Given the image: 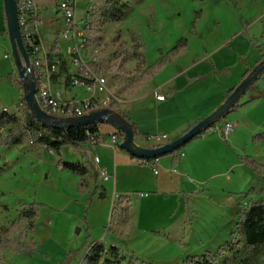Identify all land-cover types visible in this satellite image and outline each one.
<instances>
[{
    "label": "rangeland",
    "instance_id": "374dc122",
    "mask_svg": "<svg viewBox=\"0 0 264 264\" xmlns=\"http://www.w3.org/2000/svg\"><path fill=\"white\" fill-rule=\"evenodd\" d=\"M124 2L129 5V10L123 20L103 26L98 34L100 40L93 42L94 48L99 50V75L106 79L108 87L117 97L111 100V108L115 113L122 109L118 99H123L129 92L124 90L125 84L114 79L111 57L116 51H130L131 33H136L144 41L148 64L154 63L161 56L160 51L167 52L181 38H187L189 43V49L182 56L156 75L148 85L133 93H174L176 89L172 81L181 75L187 76L190 70L197 69L204 61L212 62L214 54L222 48L228 50L230 55L224 58L225 67H229L222 73L227 72L225 80L233 79L241 68H245L244 72L248 71L238 79L234 88L248 79L253 68L264 61V0ZM99 20L98 16L94 29ZM60 26L59 21L52 25L45 22L41 27L45 43L49 44L52 32ZM193 28L195 35L192 34ZM116 32L120 33L121 39L117 45L109 47L108 42ZM237 47L244 50L241 52L244 55H237L233 59L231 55L238 51ZM135 65L131 59L125 69L132 73ZM68 70L72 75L76 72L73 66H68ZM199 73L203 75L206 71L200 70ZM66 79L64 72L57 78L64 91L67 90ZM169 79H172L170 83H165ZM194 83L180 93H189L191 89V93L205 94L198 99L199 104L195 108V115H198L209 110L218 93H223L224 83L219 75L212 73L195 78ZM65 93L82 96L85 91L77 86ZM23 97L24 84L11 55L4 2L0 0V111L16 114L23 123L25 112L28 111ZM238 102L236 110L228 115L230 118H241L239 130L221 137L237 149L239 155L254 158L259 163V172L244 164L241 156H238V161L243 168L233 167V154H228L223 146L222 149L207 147L201 161L197 163L195 173L200 174L201 179L218 174L214 177L213 191L202 192L203 187L196 184L191 190H196L198 194L186 193L181 195L182 200L180 196L167 198L150 192L149 198L142 197L144 194L140 195V192L146 189H137L138 182L155 181L156 177L150 166L136 164L119 175V188L123 187L125 191L122 194L129 198H116L114 202L115 194L121 189L116 190L110 171L111 180L103 182L105 191L101 189L94 193L87 205L88 224L83 233L82 221L79 223L70 219L71 212H78L79 209H75V205L72 209H61L64 200L56 191L59 178L54 174L45 181L49 170L42 166L48 159L55 160V154L44 147L33 149L29 138L21 145L0 146V230L10 225L24 204L37 201L36 197L50 205H43L40 209L41 217L36 221L34 232L25 237L17 235L23 238L25 244L35 245V249L20 254L7 250L4 253L5 261L9 264H81L92 243L102 241L107 247L116 246L119 250L117 255L108 251L100 264H186L190 257L203 255L207 251L215 252L226 243L234 245L224 246L225 254L220 264H244L243 259L249 247L243 231L238 227L239 212L251 198L264 200V141L255 143L253 140L255 135L264 131V73ZM169 110L155 108L153 111H143L140 117H137L136 112L131 114L139 122L152 119L151 124L156 125L157 117L163 118ZM225 118L221 123H214L213 130L208 129L198 138L213 132L219 134L221 124L226 123ZM195 124L189 125L183 133ZM183 133L174 136L164 134L167 138H161L166 143ZM233 135L239 141H235ZM136 142L141 145L137 137ZM61 155L69 163H82L84 159L82 148L73 145L64 146ZM156 168L160 170L159 166ZM45 213L53 214L52 221L42 217ZM258 264H264V249Z\"/></svg>",
    "mask_w": 264,
    "mask_h": 264
},
{
    "label": "crops",
    "instance_id": "0c3cea01",
    "mask_svg": "<svg viewBox=\"0 0 264 264\" xmlns=\"http://www.w3.org/2000/svg\"><path fill=\"white\" fill-rule=\"evenodd\" d=\"M46 22L51 24L49 18H46ZM237 48L238 51H234V54L231 55L233 59L237 55H244L241 54V52H244V50H241L239 47ZM228 56H230L229 51L222 48L220 51L214 54L212 62L204 61L200 66H198L197 69L190 70V73L187 76L181 75L177 77L174 81H172L174 84L173 86L176 89L174 93H169V91L168 93H157V95H164L165 98L163 100L157 99V95H154V93H149L150 91H148L147 93L127 94V96L122 97L123 99L119 98L118 101L122 103L121 110L124 111L128 115V117L137 125L136 137L138 139V142L145 147H151L162 143L164 144L165 141L162 140V135L169 134L170 136H174L183 133L189 125L195 122L197 123L198 121L206 117L213 109H217L228 97L227 90H229L230 88H234V85L238 83V79L245 74V68H241L240 71H238V74H236L235 77L230 81L224 79L227 72L222 74L223 72L221 71H227L229 69V67H225L227 64L224 63V58ZM169 65H167L162 70V72L167 67H169ZM223 66L225 68H223ZM200 70L206 71L207 75L210 73L219 75L221 77V81H223L224 83V88L222 87L223 93H218V96H216L217 98H215L212 102V106H210L209 110H206L208 112L205 111L202 113H198V115H195V108L199 104L198 99L200 96H203L205 94L191 93V89L188 91L189 93L180 92L185 91L193 86V84H195V78H202L204 75H206H200ZM243 72L244 74H242ZM171 80L172 79H169L165 83H170ZM74 88L75 87H68L65 91L63 89V95L65 99L72 100L85 97V93L82 96H78L77 93H65L68 91H72ZM111 94L116 97L115 93ZM154 97L156 99H154ZM155 108H164L166 111L170 108V110L166 112V115L163 118H160V116L157 117L156 125L151 124L153 122L152 119L139 122L138 118H134L131 114V112H136L137 117H140L142 116L143 111H153ZM138 111L141 113L139 114ZM225 121L233 123L235 126L234 133H237L241 123V118H239V116L238 118H230V115H227ZM221 126H223V123L221 124ZM117 131V128L111 124L100 123L98 134L102 139V142L93 145L90 141H87L81 147L82 157L84 158L82 164L87 167V173L82 177L68 169L63 168L62 165L58 164L60 161L68 162V160H64V157L62 155H54L55 160L48 159V161H45L42 166L43 169L49 170V175L45 176V181L50 179L54 174H56V176L59 178L60 182L56 187V191L58 192L59 196L63 197L64 200V205L61 207V209H72L74 205L75 209H79L78 212H76L77 210L71 212L70 219L74 220L73 222L80 223V221H82V233L84 227L88 224V203L90 202V200H92L94 193H96L97 191H101V189L105 191L103 182L100 181L96 171V167L92 162L93 155L99 156L100 166L106 168L108 173H111L110 171H112V174L114 176L115 188L116 190L121 189V192L119 191V193L115 194L114 202L116 198H120L121 196L124 198L128 197L127 195L122 194L125 189L123 187L119 188V175L121 174V172L128 168L136 166V164L143 165L139 159L135 157L133 158L130 153L122 149L120 146L115 148L111 145L110 135L116 133ZM159 133H162V135H160ZM221 136L222 135L220 133L215 134L213 132L210 135H204L200 138H197L196 140H192L176 154L177 156H179V161L177 163L174 159V155L172 154L160 157L158 160H156V166H159L160 168L157 175L154 173L155 166H150L153 170L154 176L156 177L155 181L138 182V186H136L137 189H146L144 192L141 191L140 195L144 194V196L142 197L147 196V198H149L150 196L148 192L155 193L160 196H162V193L168 192L169 194L167 198L180 196V200H182L181 195H184L186 193L198 194L196 190H191V187H194L196 184H200L203 187L202 192L203 190L213 191L214 177H216L218 174L209 177L204 176L201 179V177L199 176L200 174L197 175L195 173L197 169V163L198 161H201L202 153H204V150L207 147L222 149L221 147L223 146L228 154H233V167L243 168V166L238 161V156H241V154L239 155L238 150L227 144L223 140V136ZM233 136L235 141H239L235 135ZM86 146H88V149L86 148ZM99 153L101 154V157ZM144 167H149V165H144ZM143 183L145 186L143 185ZM188 196L190 197L191 195L189 194ZM195 198L198 197L195 196ZM36 199L44 206H50L47 202L40 200L38 197H36ZM186 202L188 201H185V204L188 206L189 203L187 204ZM42 217H44L45 220L52 221L53 214L45 213L44 215H42Z\"/></svg>",
    "mask_w": 264,
    "mask_h": 264
},
{
    "label": "trees",
    "instance_id": "16d2710c",
    "mask_svg": "<svg viewBox=\"0 0 264 264\" xmlns=\"http://www.w3.org/2000/svg\"><path fill=\"white\" fill-rule=\"evenodd\" d=\"M86 1L94 2L97 5L98 12L100 13V20L98 21L97 27L93 29L92 32L95 36L93 42L100 40L98 34L103 26L109 23H118L122 21L125 13L129 10V5L124 2V0ZM192 34H196L194 28ZM130 38L132 41L130 51H116L111 57L115 71L114 79L125 84L124 90L129 92L126 94H133V92L148 85L151 80L167 65L172 64L180 55L184 54V52L189 49L188 39L183 37L167 52L160 51L161 56L154 63L148 64L144 41L136 33H131ZM120 39V33L116 32L114 37L108 42V46L111 47L117 45ZM131 59L135 61L136 65L135 70L132 73H129L125 69V65ZM90 66L94 72L99 74V65L90 63ZM62 72L67 75V88L71 86L74 79L79 81L85 80L86 82L91 81V79L89 80L85 78L83 69L79 70L74 75L69 73L68 66L65 61L61 67L60 73ZM221 72H224V70ZM247 72L248 71H246L244 75H246ZM59 74L54 76V80L56 82ZM233 90L234 88L227 91L228 96L233 92ZM113 101L116 102L114 99ZM238 106L239 102L236 103L231 112L235 111ZM118 113L132 125L137 134V125L128 117V115L122 110H119ZM222 121L223 119L219 122L221 123ZM99 124L100 123H94L87 126H77L63 129L38 121L29 111L25 112L22 123L16 114L3 110L0 111V146L21 145L29 138L32 142L31 144L33 149L44 147L48 151H51L55 155L59 156L61 155L64 146L73 145L75 147H82L90 139L91 135H99ZM213 128V125H211L209 130H213ZM117 132L118 134H121L120 131ZM199 136H196L192 140L197 139ZM253 140L255 143L263 142L264 131L255 135ZM185 146L186 145L183 147ZM182 148L171 153L174 155L176 163L179 161V156L176 154L181 151ZM241 160L244 164L253 168L254 171L259 172V163L254 158L251 156H241ZM141 162L143 165L156 166V160L154 159H144L141 160ZM58 164L81 177L87 173V167L82 163L60 161ZM168 194V192L162 193L164 197H167ZM122 198L124 197L121 196L119 199ZM42 206L43 204L36 200L24 204L18 212V216L10 223V225L1 228L0 264H9L4 259V253L7 250L15 254H20L23 252H32L35 249V245L25 244L23 238L21 237H25L29 233L36 230V221L40 216V209ZM238 227L243 231L246 244L249 247V252L243 259V263L258 264V260L263 254L264 249V200L251 198L247 201L246 207L239 212ZM234 234L235 232L232 233V238ZM17 235H20L21 237L19 238ZM233 245L234 243H226L225 245L219 247L215 252L207 251V253L203 255L192 256L186 264H220V259L225 254L224 246L232 247ZM118 250L119 248L116 246L107 247V245L102 241L93 242L81 264H100L103 256L108 251L117 255Z\"/></svg>",
    "mask_w": 264,
    "mask_h": 264
},
{
    "label": "built area",
    "instance_id": "2783aa9c",
    "mask_svg": "<svg viewBox=\"0 0 264 264\" xmlns=\"http://www.w3.org/2000/svg\"><path fill=\"white\" fill-rule=\"evenodd\" d=\"M17 7L23 42L37 80V98L41 108L50 115L65 119L111 108V100L116 97L111 94L106 79L90 66V63L99 64V50L94 48L92 39L95 19L100 18L97 5L86 0H17ZM46 18L51 25L58 21L61 24L58 30L52 32L49 44L45 43L41 34ZM64 61L67 66L75 68V73L83 69L85 78L91 79L90 82L74 79L71 83L70 87L84 89V98L65 99L63 88L54 80ZM164 98V95H157L159 100ZM234 130V124L226 122L219 133L225 137ZM162 137L167 138V135ZM122 140V133L110 135V143L115 148ZM88 141L96 145L102 139L99 135H91ZM92 162L100 181H109L111 177L106 168L100 166L98 155H93ZM154 173H159L156 166Z\"/></svg>",
    "mask_w": 264,
    "mask_h": 264
},
{
    "label": "water",
    "instance_id": "95a60500",
    "mask_svg": "<svg viewBox=\"0 0 264 264\" xmlns=\"http://www.w3.org/2000/svg\"><path fill=\"white\" fill-rule=\"evenodd\" d=\"M6 17V25L11 55L19 77L24 84V100L28 111L40 122L57 128L87 126L94 123H108L113 125L123 135L120 147L130 155L141 160L154 159L171 154L188 144L196 136L207 131L211 125L219 122L231 113L239 99L246 93L250 86L264 73V61L258 67H254L248 79L243 80L234 88L225 101L209 116L198 121L180 137L173 141L156 146L145 147L136 142V132L132 125L112 108H104L90 114L76 118H60L44 111L37 98V80L31 66L30 56L24 45L20 23L18 20L17 0H3ZM264 174V173H263ZM102 196V195H101Z\"/></svg>",
    "mask_w": 264,
    "mask_h": 264
}]
</instances>
